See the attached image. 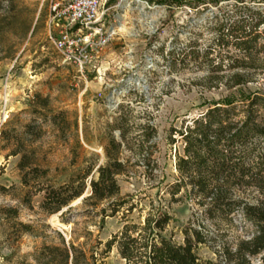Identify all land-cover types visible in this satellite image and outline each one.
<instances>
[{"label": "rangeland", "instance_id": "obj_1", "mask_svg": "<svg viewBox=\"0 0 264 264\" xmlns=\"http://www.w3.org/2000/svg\"><path fill=\"white\" fill-rule=\"evenodd\" d=\"M64 1L0 0V130H14L20 137L26 123L41 130L32 147L35 161L47 170L46 178L39 179V186H45L64 182L70 174L89 166L96 177L97 167L106 161L103 147L110 134L120 140L117 127L123 122L129 143L120 153V160L127 162V173L117 176L120 195H131L145 208L142 213L134 209L129 218L135 223L142 221L139 216L145 214L150 202L163 207L173 218L163 234L182 243V230L196 207L187 198L177 199L180 194L173 199L165 192L177 176L175 155L182 149L176 134L172 136L175 143H170V132L213 101L240 93H264V53H257L259 59L250 68H228L226 54L241 60L243 53L233 46L219 47L215 30L224 12L248 6L263 15L264 3L142 0L146 3L139 4L125 0L128 6L121 7L124 1L108 0V26L115 25V35L81 75L62 62L49 38L53 34L51 7ZM186 7L192 8V13ZM155 12L156 17L152 16ZM120 14H125L123 23L130 35L116 26ZM210 48L212 53L206 55ZM221 62V70H214ZM234 73L243 74L246 83L233 85ZM36 93L48 98L46 110L34 99ZM33 108L44 115L34 113ZM51 120L59 122L60 129ZM9 152L0 142V264H36V250L44 243L58 242L54 230L66 240L74 230V236H79L76 243L84 240L83 230H90L94 243L95 238L105 242L121 229L120 214L104 220L93 214L85 216L78 198L69 204L67 223L60 217L67 207L50 215L42 212L43 192L23 185L17 166L20 156ZM33 182L31 179L30 184ZM10 207L17 209L16 218L2 213L1 208ZM16 222L30 224L41 234L24 233L18 241H7L16 232ZM204 224L215 230L214 240L199 245L197 254L202 259L234 264L226 263L222 252L224 247L233 250L240 240L251 236L250 223L236 217L229 227L215 226L209 220ZM262 255L253 257L251 264H262ZM103 260L104 264H126L116 247Z\"/></svg>", "mask_w": 264, "mask_h": 264}, {"label": "trees", "instance_id": "obj_2", "mask_svg": "<svg viewBox=\"0 0 264 264\" xmlns=\"http://www.w3.org/2000/svg\"><path fill=\"white\" fill-rule=\"evenodd\" d=\"M257 2L264 3V0ZM221 17L222 22L215 27L218 46H233L243 53L241 60L226 54L225 58L229 59L227 67H252L259 59L257 53H264V42L260 41L264 38V14L241 6L232 13L224 12ZM212 50L210 48L206 55ZM261 63L264 65V59ZM222 67V62L218 63L214 70ZM232 77L233 85H243L247 81L243 74L234 73ZM33 97L42 109L48 108L47 97L37 93ZM33 112L44 115L36 108ZM51 121L60 129L59 122ZM62 121L66 123L64 118ZM122 125L123 122H119L117 127L120 140L110 134L104 145L106 161L97 167L96 177L91 174L93 167L89 166L70 174L64 182L45 186H39V179L46 178L47 170L40 168L35 161L32 147L41 130L33 123L24 125L21 137L14 130H0V142L10 149L9 155L20 156L17 166L22 173L23 185L43 192L42 212L50 215L67 207L60 215L61 220L67 223L70 221L69 204L86 191L81 199L85 216L93 214L104 220L107 216L120 214L122 218L121 229L105 242L95 238L93 243L90 230H83L81 236L84 240L80 243H76L79 236H74V230L69 240L54 230L58 242L44 243L39 247L33 255L36 264H104L103 259L112 247H116L126 264H222L221 260L202 259L197 254L199 245L214 240L215 230L208 228L204 221L229 227L236 217L250 223L251 236L240 240L233 250L224 247L223 260L226 263L251 264L252 258L262 253L260 260L264 264L263 92L240 93L237 97L213 101L187 124L171 130L170 143H175L172 136L176 134L182 149L175 155L177 176L165 192L173 199L180 194L177 199L187 198L196 207L182 230V243H175L163 234L173 220L163 207L150 202L145 214L139 216L142 221L135 223L129 218L134 209L142 213L145 208L139 206L131 195H120L117 176L127 173V162L120 160V153L122 146L129 143ZM147 127L153 129L150 125ZM24 136L29 138L24 139ZM31 179L33 184H30ZM1 211L17 217L15 208H1ZM16 225L15 234L8 236L7 241H18L24 233L41 234L30 224L16 222Z\"/></svg>", "mask_w": 264, "mask_h": 264}, {"label": "built area", "instance_id": "obj_3", "mask_svg": "<svg viewBox=\"0 0 264 264\" xmlns=\"http://www.w3.org/2000/svg\"><path fill=\"white\" fill-rule=\"evenodd\" d=\"M123 1L118 0V4ZM107 3L108 0H66L55 2L51 7L50 42L62 62L74 66L81 75L115 35V29L108 26L110 7L105 8ZM186 9L189 13L193 11L190 7Z\"/></svg>", "mask_w": 264, "mask_h": 264}, {"label": "bare ground", "instance_id": "obj_4", "mask_svg": "<svg viewBox=\"0 0 264 264\" xmlns=\"http://www.w3.org/2000/svg\"><path fill=\"white\" fill-rule=\"evenodd\" d=\"M121 7H127L128 6V2L124 1L122 4H120ZM125 14H120L118 15V22L116 23V26L118 28L119 31L121 32H125L126 34H131V32L125 27L124 23H123V18H124ZM157 12L153 13L152 16L156 17ZM114 28L115 25H113Z\"/></svg>", "mask_w": 264, "mask_h": 264}, {"label": "water", "instance_id": "obj_5", "mask_svg": "<svg viewBox=\"0 0 264 264\" xmlns=\"http://www.w3.org/2000/svg\"><path fill=\"white\" fill-rule=\"evenodd\" d=\"M85 195L83 194L81 197L77 199V201L81 200Z\"/></svg>", "mask_w": 264, "mask_h": 264}]
</instances>
